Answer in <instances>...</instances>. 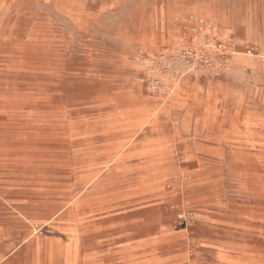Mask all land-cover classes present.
Masks as SVG:
<instances>
[{
    "label": "rangeland",
    "instance_id": "rangeland-1",
    "mask_svg": "<svg viewBox=\"0 0 264 264\" xmlns=\"http://www.w3.org/2000/svg\"><path fill=\"white\" fill-rule=\"evenodd\" d=\"M15 212L93 264H264V0H0Z\"/></svg>",
    "mask_w": 264,
    "mask_h": 264
},
{
    "label": "crops",
    "instance_id": "crops-1",
    "mask_svg": "<svg viewBox=\"0 0 264 264\" xmlns=\"http://www.w3.org/2000/svg\"><path fill=\"white\" fill-rule=\"evenodd\" d=\"M18 219L20 233L0 235V264H93L94 254L81 248V241L90 237L77 222L63 225L56 234L41 239L31 222L20 213L10 214ZM124 254V253H123ZM122 256V254H120Z\"/></svg>",
    "mask_w": 264,
    "mask_h": 264
},
{
    "label": "bare ground",
    "instance_id": "bare-ground-1",
    "mask_svg": "<svg viewBox=\"0 0 264 264\" xmlns=\"http://www.w3.org/2000/svg\"><path fill=\"white\" fill-rule=\"evenodd\" d=\"M84 16V15H83ZM188 19V18H187ZM195 34V33H194ZM179 45V44H178ZM185 51V50H184ZM133 127H132V131H135V130H137V129H139L137 126H135V125H132ZM140 131H141V126H140Z\"/></svg>",
    "mask_w": 264,
    "mask_h": 264
}]
</instances>
